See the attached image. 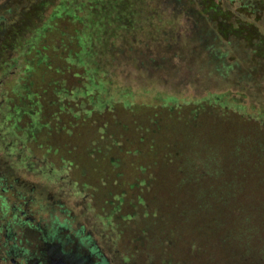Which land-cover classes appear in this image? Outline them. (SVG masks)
<instances>
[{
  "label": "rangeland",
  "instance_id": "374dc122",
  "mask_svg": "<svg viewBox=\"0 0 264 264\" xmlns=\"http://www.w3.org/2000/svg\"><path fill=\"white\" fill-rule=\"evenodd\" d=\"M123 1L85 0L87 23L127 14L96 49L0 86V258L34 253L30 224L108 264H264V0Z\"/></svg>",
  "mask_w": 264,
  "mask_h": 264
},
{
  "label": "trees",
  "instance_id": "16d2710c",
  "mask_svg": "<svg viewBox=\"0 0 264 264\" xmlns=\"http://www.w3.org/2000/svg\"><path fill=\"white\" fill-rule=\"evenodd\" d=\"M121 1L124 3L123 0ZM199 1L203 4L204 12H220L219 1ZM83 6H85V0H0V86L10 85L13 91L19 93V89L26 90L31 84V81L28 80V74L38 68L40 63L48 60L51 52L56 49L61 50L62 53L66 52L67 56L62 58V60L70 65V59L75 58V54L81 51L83 45L88 47V49H96L97 41L91 38V33L92 36L97 35L95 32L96 28L95 30L90 29L93 24L97 25L100 29L106 30V39L107 34H110L114 28H117L118 24L123 22L122 19L124 17H127L125 16L127 14H123L124 11L122 9L118 10L107 3L105 9H95V11H92L97 14L100 12L105 13V19L101 16L87 23L84 15H82ZM65 19L79 21L83 24V28L75 31V34L66 32L58 25L57 21ZM86 24L88 26L85 28ZM110 26L112 27L110 28ZM218 30L223 32V35L227 33L236 37L243 36L244 33L248 34V31L241 27H223V29L218 27ZM87 32L88 36L85 38L84 35ZM53 33L60 36L59 41L52 42ZM82 35L84 39H82ZM251 38L249 36L245 37L246 40ZM73 43H75V47L70 48ZM68 66L64 65V67ZM96 66L102 67L99 61H97ZM85 72L88 74L87 70ZM83 73L81 74L82 76ZM104 80L107 79L104 78ZM1 96H3L2 98H6L3 94ZM252 136L255 138V135ZM254 142V140L253 142L245 140V148L256 149L257 145ZM254 164L256 168L264 169V160H255ZM255 170L254 172L261 171ZM259 185L257 184L256 188ZM248 197L249 199H254L250 194ZM263 208V201H257L252 206L254 216L258 217V228H264ZM245 256L247 259L249 254ZM227 262L231 261L226 260L221 264Z\"/></svg>",
  "mask_w": 264,
  "mask_h": 264
},
{
  "label": "flooded vegetation",
  "instance_id": "af4514ba",
  "mask_svg": "<svg viewBox=\"0 0 264 264\" xmlns=\"http://www.w3.org/2000/svg\"><path fill=\"white\" fill-rule=\"evenodd\" d=\"M27 228L25 229L27 234L37 242L34 253L30 252L28 259L22 257L17 259L19 255L22 256L18 252L17 255L13 254L15 258H0V264H108L106 260L100 258L97 246L83 250L81 246L71 245V236L59 235V229L47 231L41 226L30 224Z\"/></svg>",
  "mask_w": 264,
  "mask_h": 264
}]
</instances>
